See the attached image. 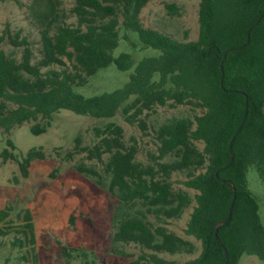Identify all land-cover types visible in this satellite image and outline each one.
Here are the masks:
<instances>
[{"label": "trees", "instance_id": "obj_1", "mask_svg": "<svg viewBox=\"0 0 264 264\" xmlns=\"http://www.w3.org/2000/svg\"><path fill=\"white\" fill-rule=\"evenodd\" d=\"M150 1L75 0L72 14L77 25H55L53 18L42 32V57L37 62L30 40L5 29L0 48L7 43L21 49V58L0 49V129L10 132L44 120L43 126L31 127L33 134L41 135L51 127L54 115L68 110L95 119L121 113L128 124L146 133L145 115L157 107L198 108L202 113L194 120L174 119L155 132L156 150L149 153V164L137 160L138 141L128 142L124 128L113 122L95 129L99 141L93 147L82 146L78 136L74 150L66 153L67 161L86 153V159L103 162L108 155L107 188L118 201L113 242L150 252L134 261L115 258L110 264H222L226 252L227 264H239L243 256L264 261V224L247 179L249 169L255 168L264 181V0H200L199 37L190 42L144 26L141 13ZM166 7L177 11L173 4ZM130 33L138 35L143 47L161 53L136 65L131 54L115 57L121 38L129 41ZM113 64L123 72L134 69L122 88L93 97L77 92ZM8 147L15 149L11 140ZM169 156L175 160L162 162ZM1 157L17 162L22 177L28 178L32 162L47 155L32 149L19 160L5 149ZM58 170L50 177L56 178ZM76 171L104 185L98 171L84 164ZM176 173L185 174L183 185L197 192L185 234L202 245L198 257L183 263L160 254H192L194 245L148 220L149 215L178 219L189 208L188 192L174 188ZM91 205V197L83 196L69 215L68 228L77 232L70 234L74 249L96 231L88 215ZM230 213L231 221L224 225ZM25 215L34 241L32 213L27 210ZM7 216L2 212V218ZM87 243L83 249H92ZM39 250L44 255V244ZM63 251L67 254L66 248Z\"/></svg>", "mask_w": 264, "mask_h": 264}, {"label": "rangeland", "instance_id": "obj_2", "mask_svg": "<svg viewBox=\"0 0 264 264\" xmlns=\"http://www.w3.org/2000/svg\"><path fill=\"white\" fill-rule=\"evenodd\" d=\"M168 4L175 5L177 11L168 10ZM199 4L200 0H151L143 9L141 19L145 27L157 30L174 40L196 41L199 37ZM74 5L75 0H0V36L8 28L14 34L20 33L27 37L32 43L37 62L42 57V32L50 26L53 18L56 20L55 25H77V17L72 14ZM123 35L124 31L121 30V36ZM129 36V41L121 38L119 47L114 51L115 57L122 53L131 54L136 65L145 57H154L161 53L153 48L143 47L136 33H130ZM0 49L10 56L21 58V49L10 44L5 43ZM51 69L62 68L53 66ZM46 70L43 69L44 72ZM133 71L134 69L120 71L113 64L91 78L86 86L76 90L85 97L113 92L129 81ZM201 113L202 110L191 105L157 107L145 115L148 124L146 133L137 126L128 124L121 113L111 119H95L68 110H61L54 115L51 127L41 135L33 134L31 127L36 124L43 126L46 123L44 120L26 123L10 132L0 129V264H110L115 258L123 257L127 261H134L144 252L150 253L135 244L113 242V221L118 201L107 188L110 177L105 173L104 167L108 155L103 157V162L86 159V153L76 154L72 160L67 161L66 153L74 150L78 136L81 137L82 146L93 147L99 141L95 136V129L113 122L124 128L128 142L132 143L133 139L138 141L140 151L137 160L149 164V153L156 150L155 132L163 124L180 118L194 120ZM9 140L14 143V150L8 147ZM199 147L203 149V144L200 143ZM5 149L10 150L19 160L32 149L44 151L47 158L33 161L29 177L23 178L17 162L4 161L1 157ZM174 160V156H169L162 162ZM79 164L98 171L103 176L101 181L104 185H100L96 177L85 178L77 173L76 167ZM56 168L59 169L57 177L51 178L50 174ZM247 179L250 191L258 200L259 213L264 224V181L260 179L255 168L249 169ZM186 180L182 173H176L172 178L174 188L188 192L191 198V204L181 218L157 219L148 216V220L155 227L163 226L194 245L195 251L192 254H160L166 260L182 263L198 257L202 248L199 240L185 234L190 215L196 206L194 197L197 194L183 185ZM83 196L91 197L92 207L88 215L94 220L96 231L93 238L86 239L80 248L74 249L70 234L76 236L77 232L68 228V218L80 206ZM69 206L71 208L66 210ZM27 210L33 216L36 234L34 241L31 240L27 228ZM2 212H6L8 216L2 218ZM87 241L92 244V249H83L84 244H88ZM39 244H44L45 256L40 254ZM64 248L70 256L64 253ZM239 264H264V261L256 256H243Z\"/></svg>", "mask_w": 264, "mask_h": 264}, {"label": "water", "instance_id": "obj_3", "mask_svg": "<svg viewBox=\"0 0 264 264\" xmlns=\"http://www.w3.org/2000/svg\"><path fill=\"white\" fill-rule=\"evenodd\" d=\"M231 216H232V213L229 214V218H228V220H227L225 223H223L224 225H228V224L230 223V221H231ZM217 230H218V229H217ZM216 238H218V232H216ZM227 261H228V254H227V252H226V254H225V260L223 261L222 264H227Z\"/></svg>", "mask_w": 264, "mask_h": 264}]
</instances>
